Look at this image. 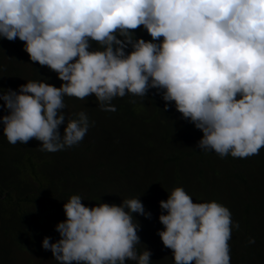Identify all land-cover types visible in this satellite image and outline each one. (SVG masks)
I'll list each match as a JSON object with an SVG mask.
<instances>
[{"label":"clouds","instance_id":"9594fccd","mask_svg":"<svg viewBox=\"0 0 264 264\" xmlns=\"http://www.w3.org/2000/svg\"><path fill=\"white\" fill-rule=\"evenodd\" d=\"M0 37L62 81L0 90L7 141L102 151L58 264H264V0H0Z\"/></svg>","mask_w":264,"mask_h":264},{"label":"trees","instance_id":"16d2710c","mask_svg":"<svg viewBox=\"0 0 264 264\" xmlns=\"http://www.w3.org/2000/svg\"><path fill=\"white\" fill-rule=\"evenodd\" d=\"M28 81H45L55 87L62 83L55 72L30 60L24 42L0 37V90L18 91ZM92 104L99 102L94 96L86 98V108ZM115 107L116 112L104 111L114 121L119 114V106ZM7 114L0 106V117ZM103 131L97 134V142ZM101 158V148L96 145L90 159ZM90 159L70 147L55 153L41 151L40 142L35 139L12 145L0 123V264H30L33 260L58 264L51 251L42 247V241L45 237H50V242L60 239L56 225L66 219L63 204L72 195H79L89 207L105 200L91 173ZM146 249L149 250L136 245L138 254ZM20 251L29 257H19Z\"/></svg>","mask_w":264,"mask_h":264},{"label":"rangeland","instance_id":"374dc122","mask_svg":"<svg viewBox=\"0 0 264 264\" xmlns=\"http://www.w3.org/2000/svg\"><path fill=\"white\" fill-rule=\"evenodd\" d=\"M22 256H24V257L27 256V253H23Z\"/></svg>","mask_w":264,"mask_h":264}]
</instances>
